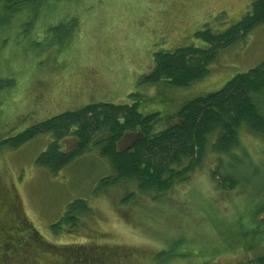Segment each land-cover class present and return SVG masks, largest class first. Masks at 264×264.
Segmentation results:
<instances>
[{"label":"rangeland","instance_id":"rangeland-1","mask_svg":"<svg viewBox=\"0 0 264 264\" xmlns=\"http://www.w3.org/2000/svg\"><path fill=\"white\" fill-rule=\"evenodd\" d=\"M251 1H43L38 7V29L68 22L75 15L80 24L62 55L54 53L56 45L49 37L43 40L40 33L28 37L22 32L24 26H15L24 19L20 14L13 23L0 25V78L13 77L16 83L5 104L1 101L8 92L0 95V134L16 133L29 122L88 102L135 98L142 113H157L154 130L166 127L175 120L181 103L219 89L234 74L264 59V24L235 45L221 48L209 73L186 87L142 80L153 65V52L186 43L206 46L193 32L207 25L226 27L246 12ZM30 40L37 42L31 48L26 47ZM62 58L64 62L57 66ZM257 102L264 112V99L257 97ZM133 137L126 134L120 148ZM51 140V134L42 133L17 149L0 150L2 181L17 194L26 217L49 242L133 246L145 252L136 264H252L264 254V139L260 135L241 129V147L235 149L241 162L221 155L240 180L234 188L223 189L211 178L220 155L207 152L201 166L158 199L137 192L133 183L95 190L98 180L111 173L98 146L55 173L37 165L36 156ZM62 142L71 145L70 139ZM256 168L259 173H253ZM123 190H136L133 199L125 201ZM80 198L87 200L90 210L74 228L53 230L67 204ZM164 249L166 256L153 254Z\"/></svg>","mask_w":264,"mask_h":264},{"label":"trees","instance_id":"trees-1","mask_svg":"<svg viewBox=\"0 0 264 264\" xmlns=\"http://www.w3.org/2000/svg\"><path fill=\"white\" fill-rule=\"evenodd\" d=\"M43 1L0 0V25L13 23V17L20 14L24 19L14 22L15 26H24L22 32H27L28 37L35 33H40L43 40L49 37L56 45L54 53L62 55L64 47L70 48L80 18L75 15L68 22L58 21L38 29V7ZM260 24H264V0H252L250 11L224 31L214 32L207 24L195 30L194 36L206 46L186 43L154 51L153 65L142 80L146 84L168 87L189 86L209 73V65L219 49L236 43ZM36 43L30 40L26 47L31 48ZM62 61L63 58L57 66ZM15 84L13 77L0 78V95L8 92L1 104L12 96ZM42 84L47 87L45 81ZM257 97L264 99V59L237 72L219 89L181 103L174 114L175 120L163 129L154 130L157 113H142L137 98L132 102L93 101L34 121L16 133L0 134V150L17 149L35 136L49 133L52 140L36 156L35 163L55 173L92 146H98L99 154L109 161L111 173L98 180L95 190L133 183L137 192L151 194L155 199L201 166L207 152H214L220 157L216 160L217 168L210 173L211 178L216 179L221 188L232 189L240 180L221 155L242 161L235 151L241 147L242 128L264 139V112ZM128 132H136L137 136L128 146L119 149L118 142ZM66 137L71 145L64 149L61 146ZM253 173H259L258 168ZM0 181V264H136L145 254L133 246L49 242L30 223L17 194L2 181L1 175ZM89 210L87 200L75 199L67 204L63 215L51 228H74L81 215ZM167 252L164 249L153 254L162 257ZM252 264H264V254L255 257Z\"/></svg>","mask_w":264,"mask_h":264},{"label":"flooded vegetation","instance_id":"flooded-vegetation-1","mask_svg":"<svg viewBox=\"0 0 264 264\" xmlns=\"http://www.w3.org/2000/svg\"><path fill=\"white\" fill-rule=\"evenodd\" d=\"M251 3H252V1L249 3V8L246 10V12H245V13H244V14H243V15H242L237 21H239L242 17H244V16L250 11ZM237 21H235V22H233V23H231V24H234V23H236ZM231 24L227 25V26L224 27V28H223V27H221V28H215V29L213 28L212 30H213L214 32H221V31H224L226 28H228ZM257 26H258V25H257ZM257 26H256V27H257ZM256 27H254V28H256ZM254 28H253V29H254ZM253 29H252V30H253ZM252 30H251V31H252ZM251 31H250V32H251ZM250 32H249V33H250ZM249 33H248V34H249ZM248 34H246V35H248ZM246 35H245V36H246ZM245 36H244V37H245ZM244 37H243V38H244ZM241 39H242V38H241ZM241 39H240V40H241ZM240 40H239V41H240ZM239 41H237V42H239ZM237 42H236V43H237ZM236 43L231 44V45H235ZM228 46H230V45H228ZM228 46H226V47H228ZM223 48H224V47H223ZM219 50H220V49H219ZM219 50H218V52H219ZM218 52H217V54H218ZM131 95H132V94H131ZM131 95H130V96H131ZM130 100H131V99H130ZM133 100H134V99H133ZM133 100H132V101H133ZM132 101H131V102H132ZM127 102H130V101H127ZM60 112H61V111H60ZM150 113H151V112H150ZM146 114H147V113H146ZM30 124H33V122H31V123L29 122V125H30ZM29 125H28V126H29ZM168 125H169V124H167V126H168ZM26 127H27V126H26ZM24 128H25V127H24ZM164 128H165V127H164ZM162 129H163V128H162ZM126 134H134V137L131 139V141L137 136L136 132H128V133H126ZM126 134H125V135H126ZM125 135H124V136H125ZM124 136H123V137H124ZM66 139H68V137L64 138V140H66ZM122 139H123V138H122ZM122 139L118 142V146H117V147H118L119 149H122V148L128 146V144L131 142V141H129V143H128L127 145H125L124 147H121V148H120V143H121ZM61 147H63L64 149H67V148H68V146H67L66 144H64V143L62 144ZM123 193H124V195L122 196V198H125V199H126L125 201H127V198H128V197H131L132 194H135V193H136V190H123ZM128 201H129V200H128Z\"/></svg>","mask_w":264,"mask_h":264}]
</instances>
